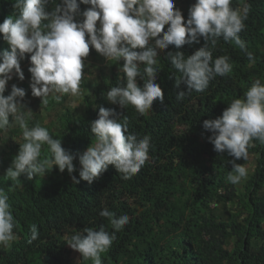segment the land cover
Masks as SVG:
<instances>
[{"label":"trees","instance_id":"1","mask_svg":"<svg viewBox=\"0 0 264 264\" xmlns=\"http://www.w3.org/2000/svg\"><path fill=\"white\" fill-rule=\"evenodd\" d=\"M178 1L174 0V5L186 21L195 0L186 5ZM59 2L50 0L47 10ZM13 3L0 0V23L16 14ZM245 3L250 11L239 36L254 60L234 42L217 39L215 46L209 44L213 59L227 55L232 71L210 81L205 91L186 92L178 100L177 93L186 91V86H175L180 73L167 60V52L181 51L188 56L205 41L200 38L199 43L180 49L170 45L158 50L155 82L164 100L154 101L144 115L131 105L121 108L106 99L109 88L125 83L123 61H110L109 70L83 75L80 106L70 105V94H63L59 102L51 95L47 105L34 97L37 106L33 107L28 99L31 79L20 84L28 90L21 102L25 110L32 111L27 119L29 128L37 124L47 128L54 139H61L65 150L77 156L94 141L90 124L98 118L100 107L115 110L122 122L126 118L130 133L149 136L151 147L144 166L127 180L109 165L93 183L81 180L74 184L72 176L79 179L80 169L74 159L76 170L71 175L66 169L53 168L46 169L45 177L37 174L29 180L21 175L12 181L5 172L19 149L15 139L23 142L22 131L15 124L0 131L4 133L0 135V189L8 195L16 220V238L10 246H0V264H91L67 245L66 237L84 228L104 227L113 232L109 220L99 215L104 208L117 216L127 215L129 221L115 233L110 249L101 254L103 264H264V144L253 140L248 160L236 161L246 164L249 172L246 179L233 185L227 179L233 158L216 153L207 139L211 133L202 127L204 120L219 117L232 99L242 98L255 79L264 83V0H232L234 8ZM87 7L81 4V12ZM4 50L8 44L0 37V52ZM29 55L20 61L23 69L30 62ZM90 56L101 54L90 46ZM28 69L22 72L31 76ZM137 83L143 81L137 78ZM10 91L11 87L6 88L4 94ZM40 114L51 115V122L40 119ZM44 153L45 159L50 158L47 145L42 147ZM222 206L226 215L218 211ZM32 225L37 227L38 238L29 242Z\"/></svg>","mask_w":264,"mask_h":264},{"label":"clouds","instance_id":"2","mask_svg":"<svg viewBox=\"0 0 264 264\" xmlns=\"http://www.w3.org/2000/svg\"><path fill=\"white\" fill-rule=\"evenodd\" d=\"M49 2L14 0L16 14L0 23V37L8 44V50L0 52V131H7L15 124L23 137L22 143L17 141L18 152L5 172L12 181H18L21 175L31 180L53 168L60 172L66 169L71 175L76 170L74 159L80 165L79 179L72 176L74 184L81 180L93 183L109 165L127 180L144 166L151 147L149 136L130 133L126 118L122 122L115 110L104 107L99 108L98 118L90 124L94 141L78 156L65 150L61 139H54L47 128L39 124L29 128L27 119L32 111L25 110L21 102L25 90L13 84L10 93L4 94L13 76L24 80L20 61L25 54H30L31 94L44 105L48 104L50 94L57 102L63 94L80 96L84 60L90 46L106 60L123 61L125 83L109 88L106 99L121 108L131 105L140 115L150 111L154 101L164 100L162 89L155 82L158 50H166L170 45L180 49L185 44L199 43L200 38L205 41L204 46L188 56L181 51L167 52V60L180 73L175 86L179 88L181 83L186 86V91L177 93L178 100L186 92L205 91L210 81L232 71L227 55L213 59L209 44L215 46L217 39L234 42L250 61L254 60L239 36L250 11L246 3L234 8L232 0H195L185 21L174 0H60L51 11L46 7ZM81 4L89 7L81 12ZM137 78L143 81L142 85H138ZM202 127L211 133L207 139L213 150L233 158L228 181L236 185L246 179L248 167L236 161L248 160V148L254 146L253 140L264 144L261 79H255L242 98L232 99L219 117L204 120ZM44 145L51 156L41 160ZM8 201V195L0 189V246L3 247L10 246L16 238L13 231L16 220ZM99 215L109 220L113 232L104 227L84 228L66 237L67 245L91 264H103L101 254L110 249L115 233L129 221L127 215L117 216L107 208ZM30 232L29 242L38 238L37 227L32 225Z\"/></svg>","mask_w":264,"mask_h":264},{"label":"rangeland","instance_id":"3","mask_svg":"<svg viewBox=\"0 0 264 264\" xmlns=\"http://www.w3.org/2000/svg\"><path fill=\"white\" fill-rule=\"evenodd\" d=\"M187 2H188V0H180V1H178V3L184 4V5L188 4ZM85 62H86V67H87L88 70H87V73L84 74V76H86V74L87 75L88 74L95 75L96 73H98L99 71H101L103 69L104 70H109V67H110V64H109L110 60H106L102 55L100 57H92V56L87 57L85 59ZM30 66H31V64H30V62H28V65H26L23 70L25 71V69L26 68H29ZM30 79H31V76L28 75V77H26V79H25V82L27 80H30ZM82 81L83 80H81V82ZM8 84H9V87H11L13 84H16L17 86L20 87V81H19V79H17L16 82H12V81L10 82L9 81ZM28 86H30V84H28ZM25 93L27 94L28 93V90H25ZM51 95L52 94H50L49 97H51ZM81 98H82V92H81V94H80L79 97H75V96L70 95V98L68 97V101H70L71 103H69V104L72 105V106H80L81 105V100H82ZM28 99L30 100V102L35 101L34 96H32V94H28ZM36 102H39V101H36ZM31 104H32L33 107L37 106V104L34 103V102L31 103ZM79 108L81 109L82 107H79ZM39 109L42 110V107H40ZM51 115H53V113H51ZM40 116H41L40 119H43L46 122H51V120H52V118L49 115H45L44 116L43 114L42 115L40 114ZM1 134H2V136L4 135V133H2V132L0 133V135ZM15 141L17 142V141H20V140L19 139H15ZM45 158H46V155L44 153V154L41 155L40 159H43L44 160ZM45 176H48V175L47 174H44V177ZM224 208L225 207L222 206V207H220L218 209V211L220 213H222L223 215H226L228 212L226 213V209H224Z\"/></svg>","mask_w":264,"mask_h":264},{"label":"crops","instance_id":"4","mask_svg":"<svg viewBox=\"0 0 264 264\" xmlns=\"http://www.w3.org/2000/svg\"><path fill=\"white\" fill-rule=\"evenodd\" d=\"M24 77H25V78H24V80H23V81H20V80H19V81H20V84L24 83V81H25L26 77H28V74H24ZM17 79H18V78H16L15 76H13V79H12L11 81H12V82H16V81H17Z\"/></svg>","mask_w":264,"mask_h":264},{"label":"water","instance_id":"5","mask_svg":"<svg viewBox=\"0 0 264 264\" xmlns=\"http://www.w3.org/2000/svg\"><path fill=\"white\" fill-rule=\"evenodd\" d=\"M46 258H48V257L46 256Z\"/></svg>","mask_w":264,"mask_h":264}]
</instances>
